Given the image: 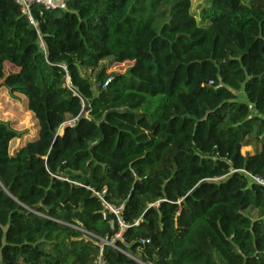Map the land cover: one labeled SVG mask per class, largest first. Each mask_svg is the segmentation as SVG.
Listing matches in <instances>:
<instances>
[{
    "label": "trees",
    "instance_id": "trees-1",
    "mask_svg": "<svg viewBox=\"0 0 264 264\" xmlns=\"http://www.w3.org/2000/svg\"><path fill=\"white\" fill-rule=\"evenodd\" d=\"M197 12L0 0L1 85L49 108L13 154L0 122V264H264V0Z\"/></svg>",
    "mask_w": 264,
    "mask_h": 264
},
{
    "label": "rangeland",
    "instance_id": "rangeland-1",
    "mask_svg": "<svg viewBox=\"0 0 264 264\" xmlns=\"http://www.w3.org/2000/svg\"><path fill=\"white\" fill-rule=\"evenodd\" d=\"M192 8L195 13H198V7L204 5L207 0H191ZM108 66V72L116 74H124L126 69L131 66L130 62L124 64L110 65L109 60L103 62ZM5 71H11L8 65L5 66ZM67 82L70 83V76L67 78ZM76 84H79L82 89L87 90L88 87L80 80H75ZM94 88V87H93ZM94 90V89H93ZM239 98L244 100L243 95ZM40 118L37 117V113ZM49 108L45 100L38 101L29 105V103L19 95H11L1 85L0 81V122L6 123L14 130L18 137L12 140L9 144V153L13 154L18 147L23 146L26 142L32 140L40 131V122L44 126L48 125ZM71 121H68L65 125H69ZM63 128L59 130L62 133ZM253 148L247 147L242 152H251Z\"/></svg>",
    "mask_w": 264,
    "mask_h": 264
},
{
    "label": "built area",
    "instance_id": "built-area-1",
    "mask_svg": "<svg viewBox=\"0 0 264 264\" xmlns=\"http://www.w3.org/2000/svg\"><path fill=\"white\" fill-rule=\"evenodd\" d=\"M11 1L13 2V4L19 7L21 13L26 17V19L31 24H33V19L31 14V8L33 6L41 7L44 10H56L58 8L64 7L65 3L68 2L69 0H11ZM252 180H254L255 182L261 185H264V181L262 180L253 177ZM102 194H104V191L102 192ZM119 210L113 212L117 214ZM120 227L123 228L125 226L120 223ZM96 263L102 264V260L99 258Z\"/></svg>",
    "mask_w": 264,
    "mask_h": 264
}]
</instances>
